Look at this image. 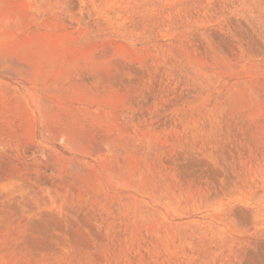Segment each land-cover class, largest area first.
<instances>
[{"label": "rangeland", "instance_id": "374dc122", "mask_svg": "<svg viewBox=\"0 0 264 264\" xmlns=\"http://www.w3.org/2000/svg\"><path fill=\"white\" fill-rule=\"evenodd\" d=\"M0 264H264V0H0Z\"/></svg>", "mask_w": 264, "mask_h": 264}]
</instances>
